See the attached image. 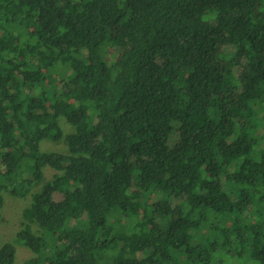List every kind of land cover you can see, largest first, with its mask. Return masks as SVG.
<instances>
[{
    "label": "trees",
    "instance_id": "obj_1",
    "mask_svg": "<svg viewBox=\"0 0 264 264\" xmlns=\"http://www.w3.org/2000/svg\"><path fill=\"white\" fill-rule=\"evenodd\" d=\"M6 197L0 264H264V0H0Z\"/></svg>",
    "mask_w": 264,
    "mask_h": 264
},
{
    "label": "rangeland",
    "instance_id": "obj_2",
    "mask_svg": "<svg viewBox=\"0 0 264 264\" xmlns=\"http://www.w3.org/2000/svg\"><path fill=\"white\" fill-rule=\"evenodd\" d=\"M60 124L65 133L72 131V128L68 126L63 119L60 120ZM42 150L57 151L60 153H66V146L64 144H56L50 142L41 143ZM53 171L46 169V179H49L53 175ZM27 201L20 199H12L10 197L5 198V202L2 208V219L0 221V239L3 242H9L14 237L19 229L20 214L22 209L27 205ZM32 256L31 252L25 247L16 245V261L17 264H23L25 260Z\"/></svg>",
    "mask_w": 264,
    "mask_h": 264
}]
</instances>
